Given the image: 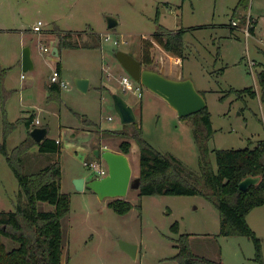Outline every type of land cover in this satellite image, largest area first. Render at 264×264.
Instances as JSON below:
<instances>
[{
    "label": "rangeland",
    "instance_id": "374dc122",
    "mask_svg": "<svg viewBox=\"0 0 264 264\" xmlns=\"http://www.w3.org/2000/svg\"><path fill=\"white\" fill-rule=\"evenodd\" d=\"M238 1L0 0V147L5 139V119L17 122L33 109L42 123L49 126V137L62 140L60 153L31 147L24 155V166L27 172H33L60 159L61 189L71 195V211L63 219L64 261L69 255L70 264H179L174 258L178 253L175 239L181 233H190L191 246L201 256L225 264H261L255 259L252 239L220 235L219 209L203 196L141 197L138 188L130 187L125 196L100 198L90 187L78 190L74 184L78 176H85L86 180L97 177L84 164L85 160L96 158L93 149L102 147L122 152L123 139L100 138L96 132L101 128L126 129L132 142L127 153L132 179L140 173V148L132 138L137 129L134 124L125 126L121 122L114 106V93L122 95L134 108L142 137L152 146L175 154L195 172L200 168V149L192 119L179 117L165 99L136 80H132V89L126 88L122 77L131 75L117 57L119 50L141 60L144 47H148L154 62L143 63L144 66L157 68L160 63L168 71V64L172 63L185 77L194 80L211 112L214 134L207 145L214 168H217V148L253 147L264 138V101L257 76L260 62H264V55L258 51L259 47L264 49L261 40L264 39V0H250L248 8H239L234 15ZM251 11L262 16L257 35L252 34L248 39L243 34L234 36L231 18L244 20ZM110 17L118 21L111 28ZM39 20L44 23V32L49 33L56 26L70 32L73 39H86L91 31L102 38L101 47L62 49L58 61L63 66L67 87H62L61 95L53 100L48 99L50 94L47 100L44 97L42 83L57 63L54 55L43 51V47H52L56 41L49 40L47 44L39 39L38 44L32 43L34 56L38 51L43 52L47 61L43 65L37 61L35 69L24 71L22 64L24 47L31 44L30 37L39 35L33 30ZM158 20L168 28L185 29V58L180 63L174 62L175 55L154 40ZM149 41H154L150 47ZM79 75L91 79L86 92L75 86L74 78ZM138 85L142 87L140 96L136 91ZM248 86H254L259 93L238 98L231 91ZM79 125L85 130L78 132L72 128ZM26 129L20 123L9 133L6 137L9 151L29 136ZM19 187L16 174L0 148L2 215L7 216L14 208ZM117 198L130 200L134 206L120 214L109 204ZM39 209L51 211L55 205L41 201ZM176 221L178 231L172 229ZM248 221L252 228L257 226L258 232L264 233V205L252 210ZM257 235L262 240L264 257V235ZM122 240L138 245L136 257L122 247Z\"/></svg>",
    "mask_w": 264,
    "mask_h": 264
},
{
    "label": "trees",
    "instance_id": "16d2710c",
    "mask_svg": "<svg viewBox=\"0 0 264 264\" xmlns=\"http://www.w3.org/2000/svg\"><path fill=\"white\" fill-rule=\"evenodd\" d=\"M250 0H239L233 14L239 8H248ZM254 27L252 28L253 31ZM53 32L58 37V47L63 48H94L101 47V35L91 31L92 40L73 39L72 34L54 26ZM185 29H171L161 23L153 33L154 40L166 51L185 58ZM154 41H149V47ZM141 61L146 65L154 62L151 50L144 47ZM57 68L59 66L57 65ZM261 87L260 95L264 101V65L257 73ZM238 98L245 94L256 96L254 86L231 90ZM203 93V92H202ZM204 94V93H203ZM61 95L60 85H50L49 100ZM223 98V97H222ZM181 118L192 119L193 132L198 143L199 170H191L179 157L171 152H163L152 146L142 137V127L137 121L134 124L137 132L132 138L138 141L140 148L141 178L139 195H200L215 204L220 212V235L247 236L254 241L255 259L264 264L261 237L250 226L247 216L257 206L264 205V138L258 140L255 146L245 148H217L215 150L217 168H214L210 158L207 142L214 134L211 112L208 106L198 112ZM35 119L34 114L17 122L5 119V139L1 144L10 166L19 182L17 201L12 211L4 216L0 213V264H70V256L63 259L64 237L63 219L71 211V195L61 189L62 168L60 159L47 166L27 172L24 166V155L33 146L38 150L58 152L60 147L54 138L47 137L39 143L32 135L9 151L6 137L18 124L27 126ZM128 124H125L127 126ZM100 138L114 137L123 139L120 149L129 153L131 139L127 131L122 129L101 128L97 130ZM247 175H260L261 180L251 185L247 190L239 187L241 179ZM47 201L55 205V209L45 211L39 209V203ZM110 206L118 213L125 214L134 206L130 200L117 198ZM138 206L141 208L142 204ZM179 222L172 225L178 231ZM178 253L174 256L179 264H225L197 254L191 246L190 233H181L175 239Z\"/></svg>",
    "mask_w": 264,
    "mask_h": 264
},
{
    "label": "water",
    "instance_id": "95a60500",
    "mask_svg": "<svg viewBox=\"0 0 264 264\" xmlns=\"http://www.w3.org/2000/svg\"><path fill=\"white\" fill-rule=\"evenodd\" d=\"M118 23L114 17L109 18L108 26L114 27ZM54 54L59 55L58 47L55 46ZM117 57L128 73L145 87L157 93L165 99L178 113L179 117H185L198 112L208 106L205 95L199 91L191 77L173 78L165 75L155 67L144 66L143 62L134 55L119 50ZM22 64L24 71L33 69L34 62L31 55V47L27 45L23 49ZM74 83L81 91H87L89 79L75 77ZM114 106L123 124L137 121L134 108L120 94H113ZM31 135L40 143L46 137L48 130L45 127H34ZM96 158H104L108 165V174L103 177H93L86 180L85 176H78L74 184L78 190L85 187L93 189L100 198L108 196H125L130 187H140V176L132 179V166L129 156L124 152L97 147L93 149ZM260 175H247L239 182L242 190H247L251 185L259 183ZM122 247L133 257H136L138 245L126 240L121 241Z\"/></svg>",
    "mask_w": 264,
    "mask_h": 264
},
{
    "label": "crops",
    "instance_id": "0c3cea01",
    "mask_svg": "<svg viewBox=\"0 0 264 264\" xmlns=\"http://www.w3.org/2000/svg\"><path fill=\"white\" fill-rule=\"evenodd\" d=\"M252 1H254V0H252ZM234 12V11H233ZM245 13V12H244ZM243 13V14H244ZM247 14V13H246ZM247 15H250L252 18H253V20H254V23H255V27H254V29H253V31H252V34H254V35H257V33H258V28H259V23H260V17H262L260 14L259 15H254L253 14V12L251 11V12H249V14H247ZM233 18V17H232ZM232 18H231V21H232ZM231 26H232V24H231ZM232 29H234V31L236 30V32L237 33H235L234 31H232V34L234 35V36H236V37H239V34H243V36L245 37V38H247L248 39V37H246L245 36V34H244V32H243V29H242V27L241 26H239V27H233L232 26ZM63 31H66V30H63ZM69 31V30H68ZM251 34V35H252ZM250 35V36H251ZM90 38H91V36H89ZM89 37H87L85 40H87ZM29 38V37H28ZM31 38V44H29L30 45V47H31V55H32V59H33V62H34V67H33V69H35V67H36V65H37V61L40 63V64H42V63H45V62H47V61H45V59H44V57H43V52H40V51H38L37 53H36V59H35V56H34V51H33V44H35L36 42H37V44H38V42H39V39H41V41H43V42H45V43H47L48 44V42H49V40H55L56 41V44L55 45H53L52 47H53V49H54V47L55 46H57L58 47V37H57V35H56V33H54L53 32V29H51V31L48 33V32H42V33H39V35L38 36H36L35 35V37H30ZM25 39V38H24ZM84 39V38H83ZM261 40H263V42H264V39L262 38ZM33 43V44H32ZM46 45V44H45ZM58 50H59V47H58ZM44 51V50H43ZM258 51L259 52H261L263 55H264V49H262L261 47H259L258 48ZM62 53V50L60 51L59 50V55ZM171 53V52H170ZM53 55H54V57H55V59H56V61H54V63H57V65L59 66V70H60V74H61V77L63 78L64 77V69H63V66H62V64H61V61L59 62L58 61V56L59 55H56V54H54V53H52ZM173 54V53H172ZM175 60L176 61H174V62H177V63H180L181 62V58L180 57H178V56H176L175 55ZM254 60V59H253ZM183 61V60H182ZM254 61H256V63H259L260 61H258V60H254ZM261 64H260V66H261V68L263 67V65H264V62H260ZM145 64V63H144ZM43 65V64H42ZM159 66H157V68L162 72V73H164L165 75H167V76H169V77H173V78H180V77H183L184 76V73L180 70V69H176L174 66H173V64L172 63H170V64H168L169 66L167 67V70L168 71H166L165 69H166V67H164V66H161L160 65V63L158 64ZM56 68V67H55ZM254 67L251 65V71L253 72L254 71ZM53 72V71H52ZM52 72H51V74H50V72L46 75V77H45V80H44V82L42 83L43 84V94H44V97L46 98V100H47V97H48V94H50V85L51 84H53L52 82H51V75H52ZM80 77H86L85 75H79ZM125 76V75H124ZM22 77H24L23 76V74H22ZM185 77V76H184ZM87 78V77H86ZM89 79V78H88ZM91 85V79H89V84H88V88H89V86ZM76 86V85H75ZM60 88L62 89V87L60 86ZM88 90V89H87ZM83 92H86V91H83ZM257 92L259 93V91H258V89H257ZM41 109H42V107H41ZM31 114H34V116H35V119L33 120V122L30 124V126H27L25 123H23L25 126H26V131H27V133H30V131L34 128V127H45L47 130H48V133H47V135H46V137L45 138H47V137H49V133H50V128H49V126L48 125H46V124H44V123H42V120L40 119V116H39V113H37V111L35 110V109H33L32 111H31V113L28 115V116H30ZM28 116H24V117H28ZM39 119V122H37V120ZM73 129H76L78 132L81 130V129H84L85 130V128H83L82 126H73L72 127ZM87 130V129H86ZM89 131H91V130H89ZM92 132V131H91ZM45 138H43V140L41 141V142H43L44 140H45ZM55 140H57V139H59V138H54ZM40 142V143H41ZM58 144H59V147H60V149H59V151L57 152V153H60L61 151H62V140L61 139H59V142H58ZM131 144H132V142H131ZM131 147H132V145H131ZM38 148V147H37ZM139 176V175H138ZM262 206V205H261ZM261 206H257V207H261ZM257 207H255L254 209H256ZM253 209V210H254ZM252 212V211H251ZM250 212V213H251ZM250 213L248 214V216H247V219L249 220V216H250ZM249 222V221H248ZM249 224H250V222H249ZM253 228L257 231V233L258 234H260V235H264V233H261V232H258L259 231V229H258V227L257 226H253Z\"/></svg>",
    "mask_w": 264,
    "mask_h": 264
},
{
    "label": "built area",
    "instance_id": "2783aa9c",
    "mask_svg": "<svg viewBox=\"0 0 264 264\" xmlns=\"http://www.w3.org/2000/svg\"><path fill=\"white\" fill-rule=\"evenodd\" d=\"M43 24L44 23L41 20H39L37 22V24L34 25L33 30L36 32L42 33L43 32V28H42ZM231 24L233 27L241 26L246 37H249L252 34V28L255 27L254 20L250 15H246L244 20H243V17H239L236 19L233 18L231 21ZM43 50L44 51H50V53H54L53 47L45 46V47H43ZM251 65L253 66V63H251ZM23 76H25V75L23 74ZM132 80H135V79L129 75H125L122 77V82L125 84L126 88H128V89L133 88ZM51 82L57 83L61 87H67V81H65L61 77L60 70L57 67L54 68V70H53V73L51 75ZM139 83H141V82H139ZM141 88L142 87L138 85L136 87V91L138 90L140 92ZM140 95H141V92L139 93V96ZM37 122H39V119L37 120ZM57 142H59V139H57ZM84 164L86 166L90 167L91 169H93L96 172L97 177H103V176L108 174V165H107L106 161L104 160V158H102V157L101 158H95L93 160H85Z\"/></svg>",
    "mask_w": 264,
    "mask_h": 264
}]
</instances>
